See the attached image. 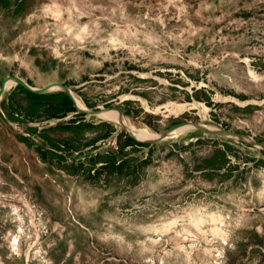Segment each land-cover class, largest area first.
Wrapping results in <instances>:
<instances>
[{"label": "rangeland", "instance_id": "1", "mask_svg": "<svg viewBox=\"0 0 264 264\" xmlns=\"http://www.w3.org/2000/svg\"><path fill=\"white\" fill-rule=\"evenodd\" d=\"M9 76L194 126L0 115V264H264V0H0Z\"/></svg>", "mask_w": 264, "mask_h": 264}, {"label": "crops", "instance_id": "2", "mask_svg": "<svg viewBox=\"0 0 264 264\" xmlns=\"http://www.w3.org/2000/svg\"><path fill=\"white\" fill-rule=\"evenodd\" d=\"M21 79L32 88H43L53 83L65 84L69 88H72V85L59 81L57 77L46 79L45 82L42 83L32 82L27 77H21ZM3 82L4 80L0 82V86ZM72 93L74 94L73 91ZM73 113H78L81 116L79 117L80 119L63 122V129L67 130L70 127H78L81 125V122L82 125H85L82 117L86 116V114L77 112L74 103L58 87H52L43 93L35 94L13 82L8 87H5L0 97V115L6 120L14 123L20 121V123H24L46 120L50 118H67L69 114ZM43 137L44 139L46 138L44 141L48 140L46 136ZM48 141L53 144V139ZM55 142L56 141H54V143Z\"/></svg>", "mask_w": 264, "mask_h": 264}, {"label": "water", "instance_id": "3", "mask_svg": "<svg viewBox=\"0 0 264 264\" xmlns=\"http://www.w3.org/2000/svg\"><path fill=\"white\" fill-rule=\"evenodd\" d=\"M8 79H12L14 80V83L22 86L23 88H25L26 90L32 92V93H35V94H39V93H43L45 91H47L48 89L52 88V87H58L59 89H61L67 96L68 98L74 103V106L77 110V112H82V113H86V114H97V112H99V110H89V111H86V110H83L81 108H79L76 104V99L74 97V95L72 94V91L66 86V85H63L61 83H53V84H49L48 86L46 87H43V88H32L31 86H29L24 80H22L21 78L15 76V77H6L4 79V82L1 84L0 86V97L1 95L3 94L4 92V89H5V82L8 80ZM120 112V111H119ZM121 113V112H120ZM122 114V113H121ZM121 124V123H120ZM123 127L124 125L121 124ZM185 125V123H178V124H175L173 125L172 127H170L169 129L163 131L160 133V136L154 140H151V141H141V140H138L136 137H134L125 127V132L128 134V136H130L132 139H134L136 142H141V143H152L160 138H163L167 135H170L173 131H175V129H177L178 127L180 126H183ZM219 132V131H218Z\"/></svg>", "mask_w": 264, "mask_h": 264}, {"label": "bare ground", "instance_id": "4", "mask_svg": "<svg viewBox=\"0 0 264 264\" xmlns=\"http://www.w3.org/2000/svg\"><path fill=\"white\" fill-rule=\"evenodd\" d=\"M12 79H8L7 82H5V87H8L9 85H11L14 81H11ZM73 94V93H72ZM74 95V94H73ZM75 97V96H74ZM76 99V104L79 108L89 111L88 109H86L83 104L75 97ZM97 115L102 117V118H107V119H111L117 123H121L124 125V127L134 136L136 137L138 140L141 141H151L154 140L156 138H158L160 136V134H155L152 133L150 131H148L147 129H137V128H133L132 126H129L126 124V121L123 118V115L114 109H104L100 112H97ZM194 126V125H193ZM192 124H185L183 126L178 127L177 129H175V131H173V133H178L182 130H185L189 127H193ZM207 128V127H206ZM222 133H225L222 132ZM226 134V133H225ZM173 135V134H172ZM228 135V134H227ZM230 135V134H229Z\"/></svg>", "mask_w": 264, "mask_h": 264}, {"label": "trees", "instance_id": "5", "mask_svg": "<svg viewBox=\"0 0 264 264\" xmlns=\"http://www.w3.org/2000/svg\"><path fill=\"white\" fill-rule=\"evenodd\" d=\"M126 134V136L128 137V140L130 141V142H132L133 144H137V145H139V146H147L148 144H145V143H141V142H136L134 139H132L130 136H128V134L127 133H125ZM123 146H121V148H122ZM120 148V149H121ZM226 150H223V152L221 151H216V157H217V161H219V162H225V160H224V158L223 157H225V152Z\"/></svg>", "mask_w": 264, "mask_h": 264}]
</instances>
